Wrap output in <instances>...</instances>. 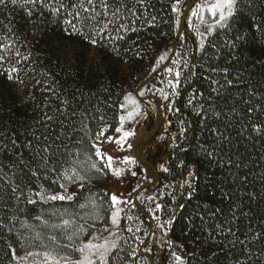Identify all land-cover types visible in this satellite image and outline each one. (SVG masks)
Wrapping results in <instances>:
<instances>
[{"label":"trees","instance_id":"obj_1","mask_svg":"<svg viewBox=\"0 0 264 264\" xmlns=\"http://www.w3.org/2000/svg\"><path fill=\"white\" fill-rule=\"evenodd\" d=\"M190 1L181 0L179 13L172 10L176 0H83L88 12L81 0L0 4V264H32L42 257L23 259L28 252L49 249L80 259L58 246L69 243L62 230L34 219L59 223L50 213L64 208L77 225H94L81 237L85 243L111 229L118 247L110 264H264V0H238L231 30L211 34V15L204 12L201 23L192 8L212 0H197L171 60L141 85L170 57ZM238 34L246 39L233 47ZM157 103L159 129L137 143L133 167L125 170L120 159L106 167L96 143L118 128L133 133L131 145L153 132ZM73 167L83 181L58 180ZM112 178L133 183L115 207L106 186ZM61 183L74 201L35 195L41 185L46 195L62 192ZM88 201L101 219L85 215L91 203L79 208ZM25 220L35 231L22 226ZM35 232L48 249L34 241Z\"/></svg>","mask_w":264,"mask_h":264},{"label":"snow or ice","instance_id":"obj_2","mask_svg":"<svg viewBox=\"0 0 264 264\" xmlns=\"http://www.w3.org/2000/svg\"><path fill=\"white\" fill-rule=\"evenodd\" d=\"M5 0H0V4H4ZM16 0H13V3H15ZM87 3L89 5H92L94 3V0H87ZM181 3V0H176V2L172 5V10L174 12L179 13L180 8L179 5ZM237 3L238 0H212L211 3H205V4H197L195 8H192V17H198L201 21V23L205 22L204 19V12H207L211 15L213 18L212 24L208 26V34H211L213 31L219 29V30H231L232 28V22L233 18L237 11ZM72 7L75 9L77 5L73 4ZM80 8H82L85 12L90 11L89 8L84 7V2L81 0V3L79 5ZM102 7L107 8L106 3H102ZM94 10V9H91ZM76 17L80 18V13H76ZM189 20H191V17H189ZM246 39V36L244 34H238L235 38V41H229L230 44L233 45V47L236 46V42L243 41ZM92 43H96L95 40L92 41ZM203 46V45H202ZM166 57L162 56L161 59H165ZM2 59V57H0ZM15 71V69H13ZM169 71H172V69H169ZM175 75L179 77L180 73L176 72ZM178 82V81H177ZM170 84H172L171 81H169ZM173 89H175L176 85L172 84ZM143 95V93H141ZM165 98H167V94L165 93ZM127 99V98H126ZM121 107H124V105H121ZM133 113H128V118L131 119ZM124 117H121V121L123 122ZM121 129L118 128L117 132H120ZM133 135L132 132H125L123 137H121V140L126 139L128 136ZM99 136H103V132L98 134ZM109 141L112 140V137L108 138ZM95 147V145H94ZM131 147V145H129ZM44 152L48 151V148L43 149ZM96 155L97 156H103L102 150L98 147L95 148ZM45 161H47V157H43ZM107 160L109 163L106 165V167L111 168V160L112 157L108 156ZM124 160L128 163L134 164L136 163V160L132 157H125ZM81 163V167L83 166V162ZM47 165L45 164L44 167ZM91 168L95 169L96 165L93 163L91 164ZM161 168L163 171H167V168H164L163 165H161ZM49 171H54V169H49ZM122 170L121 169H115L113 171V174L117 177L121 175ZM32 176H37V171L33 169L31 171ZM133 175H136V173H132ZM189 175L191 176L192 173L190 172ZM47 178V177H45ZM59 179H63L69 183H76L77 181H83L84 177L80 175L77 168L73 167L71 169H65L60 176ZM53 183H57V181H53ZM187 183V181L185 182ZM83 187V184L80 185ZM41 191L36 192L35 195L39 198L40 201L48 202V201H74L75 193L68 194V189L64 183L60 184V188L63 190L62 192H57L55 194L46 195V190L43 188V185L40 186ZM139 187V185H137ZM189 188H191V185H189ZM17 188H13V192H16ZM192 195V192L189 191V196ZM111 201L113 204V207L120 203L117 196L113 194L111 196ZM28 204H36L37 200L29 198L26 201ZM91 203L93 205V211L88 212L85 215L92 220H99L101 217L99 216L98 212L95 211V201H88L85 203H81L79 205L80 209H85L88 204ZM156 207L159 209L161 205L157 204ZM51 216H59L61 217L59 223H49L47 219H44L42 215H38L34 217L35 220L40 222V225L44 228H50L53 230L60 229L62 230V235L65 240H67L69 243L58 245L61 248H69L74 252L80 253V259L72 260L70 257L66 256H59L57 255L54 250H45L42 252H28L26 256L23 258L27 260L28 257H42V259H37L32 262V264H110V260L112 259L111 253L114 249L118 247L116 239H109V237L114 236V233L111 231L110 228H104L103 232L108 233V236H103L102 234H96L94 233L88 241L85 243L83 240H81V237L85 234V232L88 230V228L94 227V225H86L85 224H79L77 225L75 220V215L73 213H70L67 208H64L63 210L60 209H53L50 213ZM68 216L70 218L65 219L63 217ZM118 210L114 211L111 216V224L113 226H116L119 224L118 220ZM81 219H84V217H81ZM131 219V217H129ZM24 227L31 228L35 231V227L28 223V221H24L23 225ZM131 231V229H129ZM48 240L52 241L54 244L58 243L57 237L55 235H49ZM34 241L39 242L40 246L44 249H48V245L44 243L42 233L41 232H35ZM77 241H80L79 246H77ZM14 259H20L15 256V252H13ZM177 261H180V257H176Z\"/></svg>","mask_w":264,"mask_h":264},{"label":"rangeland","instance_id":"obj_3","mask_svg":"<svg viewBox=\"0 0 264 264\" xmlns=\"http://www.w3.org/2000/svg\"><path fill=\"white\" fill-rule=\"evenodd\" d=\"M125 132L126 131L121 130L120 132H116L114 134L103 137L99 140V142L96 143V147L102 150V158H105L107 160V157L111 156L112 159H120L124 164V169L130 170L134 164L126 162L124 158L135 157L132 153V145L129 143L128 137L124 140H121V137H123ZM109 137H112L111 141L108 140ZM129 145H131V147H129ZM106 186L110 190L111 196L115 194L119 200L126 198L128 191L133 186V183L127 179L115 181V178H112L106 184Z\"/></svg>","mask_w":264,"mask_h":264},{"label":"water","instance_id":"obj_4","mask_svg":"<svg viewBox=\"0 0 264 264\" xmlns=\"http://www.w3.org/2000/svg\"><path fill=\"white\" fill-rule=\"evenodd\" d=\"M196 2H197V0H191V1L187 4V6L185 7V9H184V11H183V13H182V15H181L180 24H179V29H178V32H177V34H176L174 40H173V44H172V45H173V51H172L170 57H169L168 60H167L162 66H161V68H159L154 74H152V75H151L146 81H144L141 85H143L144 83L148 82V81H149L154 75H156L157 73L161 72V71L167 66V64L169 63V61L171 60V58H172V54H173L174 51H175L176 42H177V40H178L180 34H181L182 31H183V26H184V22H185L186 15H187L188 11L191 9V7H192ZM138 89H139V88H138ZM138 89H137V90H138ZM146 99H147V98H146ZM156 111H157V115H158V124H157L156 129H155L153 132L144 133V134L138 136V137L133 141V143H132V153H133V155H134L135 158H137V156H136V152H135V151H136V145H137V143H138L139 141H141V140H144V139L150 137L151 135H154V134L158 131V129H159V126H160V123H161V111H160V104H159V103H157V105H156ZM141 162H143V161H141ZM154 182H155V181H154ZM148 186H149L148 184H144V185L140 186V187L134 192V194H133V201H134L135 204H136L137 194H138L142 189H144V188H146V187H148ZM145 216H146V218L149 220V227H150V232H151V231H152V220H151V218H150L148 215H145Z\"/></svg>","mask_w":264,"mask_h":264}]
</instances>
